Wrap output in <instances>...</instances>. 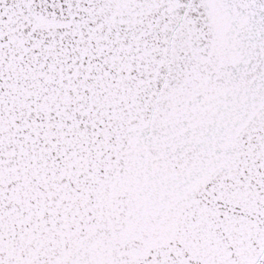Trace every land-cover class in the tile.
Listing matches in <instances>:
<instances>
[{
    "label": "snow or ice",
    "instance_id": "1",
    "mask_svg": "<svg viewBox=\"0 0 264 264\" xmlns=\"http://www.w3.org/2000/svg\"><path fill=\"white\" fill-rule=\"evenodd\" d=\"M0 264H264V0H0Z\"/></svg>",
    "mask_w": 264,
    "mask_h": 264
}]
</instances>
